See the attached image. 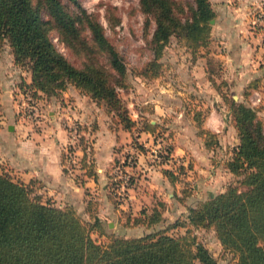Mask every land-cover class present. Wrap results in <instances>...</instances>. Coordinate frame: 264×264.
Instances as JSON below:
<instances>
[{
    "label": "trees",
    "instance_id": "obj_1",
    "mask_svg": "<svg viewBox=\"0 0 264 264\" xmlns=\"http://www.w3.org/2000/svg\"><path fill=\"white\" fill-rule=\"evenodd\" d=\"M140 6L147 30L153 26L148 42L154 59L148 63L147 73L172 36L185 40L194 51L209 43L211 19L217 15L211 0H140ZM108 20L116 25L120 18L109 13ZM262 28L257 25L258 30ZM53 32L71 56L58 48ZM6 38L15 63L31 72L27 90L55 95L73 84L103 101L124 127L133 128L136 122L119 95V88L127 85V57L107 34L98 14L80 0H0V46ZM212 81L239 136L225 160L237 183L231 182L225 190L190 206L185 217L165 228L124 236L109 234L99 216L87 219L71 204L44 201L32 183L14 179L0 165V264H218L209 247L197 239L194 228L199 227L214 228L236 264H264V122L257 107L234 98L226 79L223 84ZM196 113L206 145L216 149L219 134L205 129L200 112ZM145 129L154 131L155 127L147 122ZM81 144L86 150V136ZM86 157L87 153L83 161ZM83 164L88 165V175L98 177L94 163ZM186 169L180 165L164 172L175 182ZM191 193L189 186L183 189L184 197ZM162 218L155 206L149 212L141 210L133 222L151 227ZM179 227L186 229L184 234L170 232ZM93 232L107 239L99 241Z\"/></svg>",
    "mask_w": 264,
    "mask_h": 264
},
{
    "label": "crops",
    "instance_id": "obj_2",
    "mask_svg": "<svg viewBox=\"0 0 264 264\" xmlns=\"http://www.w3.org/2000/svg\"><path fill=\"white\" fill-rule=\"evenodd\" d=\"M249 1L258 5L263 2L264 8V1ZM248 18L252 24L248 23ZM217 21L219 29L216 27L215 47L217 59L224 67L223 78L228 81L234 98L257 107L259 118L264 122V22L260 23L263 28L258 30L254 16H246L235 7L224 9ZM192 67L188 65V73L183 72L185 76L180 78L189 83L195 82L197 78L193 76ZM210 90L214 92L216 102L220 103L210 106L201 124L219 134L220 145L216 149L206 145L195 116L186 113L185 106L166 102L160 104L161 100L158 102L156 99L152 108L156 118L151 122H163L176 129L172 155L183 164L187 163V159L192 161L186 169L187 173H184L186 181L193 179L190 185L184 182V174L172 182L164 172V169L171 168V164L157 163L152 160L150 151L140 150L134 171L136 182L128 187L127 197L114 196L112 189L108 188L112 183L108 176L109 165L122 156V145L130 141V132L122 123L108 121L106 111L102 108L99 113L100 107L95 106L88 95L75 86L63 90L60 100L54 99L52 104L49 103L48 106L53 105V108L48 109V115L42 111L35 122L26 121L21 116L20 105L11 90L0 93V165L14 179L38 184L39 191L47 196L46 200L59 206L71 204L87 219L99 216L104 225L106 222L109 226L113 223V232L141 236L153 229L165 228L178 217H185L190 206L207 199L209 190L219 187L215 195L225 190L236 177L225 165V160L239 142L238 132L230 110L221 103V93L216 87ZM183 91L177 90L178 93ZM256 91H259L261 100L253 103ZM62 116L80 119L88 143L86 150L72 139L70 131L62 125ZM93 120L96 126L90 124ZM144 133V145H155L153 131L145 130ZM223 148L230 149L226 158L219 154ZM86 153L84 161L94 163L97 178L88 175V165L83 164ZM186 186H190L192 193L184 197ZM155 206L162 212L160 221L151 227L134 224V216H139L143 209L149 212Z\"/></svg>",
    "mask_w": 264,
    "mask_h": 264
},
{
    "label": "rangeland",
    "instance_id": "obj_3",
    "mask_svg": "<svg viewBox=\"0 0 264 264\" xmlns=\"http://www.w3.org/2000/svg\"><path fill=\"white\" fill-rule=\"evenodd\" d=\"M80 1L89 11L98 14L99 19L106 27L107 34L127 57V85L119 88V95L123 102L128 106L129 114L136 123L131 130L126 128L130 132V141L122 145V147H124L122 149V156L115 159L109 165L110 170L108 172V176L112 182L110 183V186L108 185V188L112 189L114 196L127 197L128 187L136 182L134 171L138 163V151H150V154H153L152 160L157 163L165 159L164 163L168 162L171 164V169H177L180 165H184L185 168H188L187 166L192 163V161H188L187 159V163L183 164L182 161L172 155L175 148V127L170 128L163 122H151V119L154 117L156 118V113L154 114L152 109L156 104L155 100L158 99V102L161 100L160 104H165V102L181 104L182 106H185L186 113L195 117L197 115L196 111H199V119L204 120L209 112L210 106L212 104L220 103L216 102L213 94L214 92L210 90L216 87L212 78L216 84H223L222 79H224V67H222L220 60L217 59V48L215 47L214 35L216 33V27L218 28L217 18H219L224 9L228 10L229 7H235L246 16H254L256 24L258 25L264 22L263 2H260L258 5L257 3L252 4L249 0H211L214 7L217 9V15L215 21L211 22L212 31L209 43L200 46L194 51L191 47L186 45L185 40L172 36L165 46L162 55L158 58L157 62L153 64L152 69L150 70L151 72L147 73V65L154 59V52L148 42V39L152 36L153 26L150 30H147L146 17L141 10L140 0ZM109 13L118 15L120 18V21L116 25H112L108 20ZM251 21L252 20L250 19L249 21L248 18V23L252 24ZM52 35L58 48L66 55L71 56L70 51L59 40L57 33L53 32ZM208 61H210V64ZM188 65L193 66V76L197 78L193 83H189L185 78H180L185 76V73H188ZM208 68H210V72L208 71ZM183 72L185 73L182 75ZM190 74H192V71ZM30 77L31 72L27 67L15 63L10 42L6 38L3 45L0 46V93L11 90L12 96L15 97L20 105L23 99L21 93L26 94L28 91L33 93L32 90H27V83ZM184 81L186 83H184ZM209 81H211L212 87ZM69 86L75 85L70 84ZM186 86L188 89H185ZM223 88L227 89L226 85H223ZM178 89L184 91L178 93ZM62 93L63 91L55 95H47L43 92H36V94H33V97L36 100V104H38L40 111H43V114L48 115V109L51 107L53 108V105L48 106L49 103L52 104L51 102L54 99L60 100ZM81 93L84 92L81 91ZM88 97L95 106L100 107V110L96 111L100 113V111L102 112V108L106 111L109 118L108 121L114 124L121 123L117 113L108 112L103 101L95 100L90 95H88ZM178 97L180 99H178ZM42 100L44 101L43 103ZM222 100L223 102L221 103L226 104L223 97ZM1 111L2 104L0 102V114ZM20 113L24 118L22 114L23 112L20 111ZM25 120L27 121V119ZM60 121L69 131L71 130V125L76 126L75 141L79 143V146H82L81 138L82 136H85V133L84 126L80 119L62 116ZM147 122H151L155 127L153 134L156 144L154 145L153 143L149 147L144 145V131L146 130L145 126ZM90 124L96 126V121L93 120ZM199 128L202 129L201 126ZM141 146L144 147V149H141ZM229 150L230 149L227 151L225 148H223V152L220 150V157L226 158ZM221 154L223 155L221 156ZM184 173H187V170ZM185 175L186 174L183 175L184 180L187 178V175ZM192 180V178H189V180H185L184 182H187V184L190 185ZM236 180L237 177L233 180V183H237ZM32 184L33 189L39 193L45 201L47 196L39 191L40 186L36 183ZM218 189L219 187L209 190L207 196L210 197ZM174 191L176 192L177 190ZM81 215L84 218H87L83 213ZM113 226V223H111V226H109L107 222L105 223V227L109 231V234H121V231L113 232ZM185 231V228L179 227L177 229H172L170 232L172 234H184ZM194 233H196L197 239L202 241L214 253L218 264H234L232 254L222 247L214 228H194ZM93 236L99 241L107 239L106 235H101L98 232H93ZM198 264L200 263L198 262Z\"/></svg>",
    "mask_w": 264,
    "mask_h": 264
},
{
    "label": "built area",
    "instance_id": "obj_4",
    "mask_svg": "<svg viewBox=\"0 0 264 264\" xmlns=\"http://www.w3.org/2000/svg\"><path fill=\"white\" fill-rule=\"evenodd\" d=\"M21 95L23 99L22 103L20 104V111L23 112V116L30 122L37 121L40 117L41 111L38 104H36L33 93L31 91H28L26 94L21 93ZM259 100H261V96L259 91H256L252 102L257 103ZM70 129V136L72 137V139H76V126L71 125Z\"/></svg>",
    "mask_w": 264,
    "mask_h": 264
},
{
    "label": "water",
    "instance_id": "obj_5",
    "mask_svg": "<svg viewBox=\"0 0 264 264\" xmlns=\"http://www.w3.org/2000/svg\"><path fill=\"white\" fill-rule=\"evenodd\" d=\"M215 21V18L211 19V22H214Z\"/></svg>",
    "mask_w": 264,
    "mask_h": 264
}]
</instances>
